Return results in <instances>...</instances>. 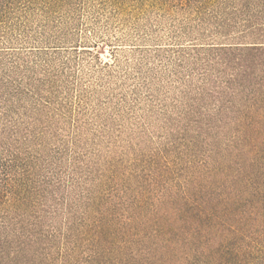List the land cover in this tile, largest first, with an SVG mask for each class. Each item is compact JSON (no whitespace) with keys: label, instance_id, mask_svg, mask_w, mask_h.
I'll return each instance as SVG.
<instances>
[{"label":"trees","instance_id":"trees-1","mask_svg":"<svg viewBox=\"0 0 264 264\" xmlns=\"http://www.w3.org/2000/svg\"><path fill=\"white\" fill-rule=\"evenodd\" d=\"M89 2L180 23L156 89L81 82ZM0 264H264V0H0Z\"/></svg>","mask_w":264,"mask_h":264},{"label":"rangeland","instance_id":"rangeland-1","mask_svg":"<svg viewBox=\"0 0 264 264\" xmlns=\"http://www.w3.org/2000/svg\"><path fill=\"white\" fill-rule=\"evenodd\" d=\"M77 18L82 42H86L85 45L89 46V51L92 53L80 60L76 58L77 74L79 73L83 84L90 83V88L93 85H105V98L111 101L106 106L108 109H111L117 99L124 95L131 98L133 86H136L150 70L152 73L150 86L153 88L156 80L160 78L159 73L168 74L172 67L170 65L166 69L158 68L159 57L153 51L155 48L171 49L177 44L186 46L190 43L188 39H175L174 30L180 28L178 21L154 10L146 14H122L109 6L100 7L89 2L80 9ZM96 55H99L100 62ZM142 56L154 61V65L143 61ZM139 60L142 64L136 63ZM162 79L165 83L163 91L158 96L160 100L165 96L164 90L169 88L166 82L170 77ZM147 80L149 81V78ZM138 93L144 100L145 93L143 91ZM98 97H91L88 104L90 106L94 104ZM141 108L140 104L134 106L135 115L140 114ZM158 120L159 117L152 115L147 120L144 119L142 124L137 123V127L154 128L155 125L160 124Z\"/></svg>","mask_w":264,"mask_h":264}]
</instances>
